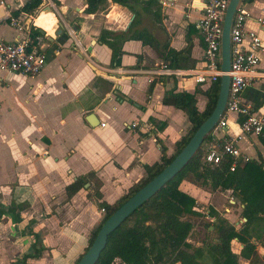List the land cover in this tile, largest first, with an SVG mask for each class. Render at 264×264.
Segmentation results:
<instances>
[{"label": "crops", "instance_id": "1", "mask_svg": "<svg viewBox=\"0 0 264 264\" xmlns=\"http://www.w3.org/2000/svg\"><path fill=\"white\" fill-rule=\"evenodd\" d=\"M5 1V8L0 6L5 12L0 32H9L1 34L0 40H12L17 35L8 24V16L21 20L29 16L25 18L27 25L48 34L47 60L40 73L31 76L0 71V206L8 209L15 205L0 219V237L10 245L0 250V264H10L34 244L42 248L41 255L29 258L28 264H75L85 252L89 234L103 218L98 203L119 199L144 177V165L159 160L161 144L166 155H174L175 143L187 132V116L162 102L165 92L196 91L197 107L202 110L205 106L203 93L208 83L152 73L165 63L180 68L203 65L204 41L195 23L205 0H141L132 3L134 11L108 0L94 13L85 12L84 0H53L59 5L58 16L64 19L59 21L63 23L60 33L57 12L50 4L41 2L33 14L20 12L15 16L12 11L28 0ZM47 5L51 10H44ZM243 5L253 17L264 15V0ZM67 25L74 30L73 35L67 32ZM245 28L256 31L264 43V23L250 18ZM103 29L128 30L130 35L142 32L153 44L124 40L120 66L113 67L111 49L99 41ZM258 67L259 78L241 96L263 112L264 49ZM89 114L95 116V125L87 121ZM130 122L136 125H125ZM238 122L235 114H228L229 134L239 133ZM239 146L254 161L264 162L262 136L243 135ZM77 177H83L85 183L68 197L66 186ZM183 186L184 181L180 188L196 199L202 213L194 218L215 220L216 215L209 214L211 207H199L201 200H207L205 195ZM95 190L101 193L100 198L93 195ZM217 190L211 192L210 203L215 197L218 203L214 209L221 213L219 201L228 196L226 191ZM242 208L240 204L239 213ZM224 210L229 214L226 218L236 224V215L230 214L229 208ZM235 240L238 249L231 248L240 257V264H253V256L240 255L243 244ZM252 241L264 261L263 247L254 236Z\"/></svg>", "mask_w": 264, "mask_h": 264}, {"label": "trees", "instance_id": "2", "mask_svg": "<svg viewBox=\"0 0 264 264\" xmlns=\"http://www.w3.org/2000/svg\"><path fill=\"white\" fill-rule=\"evenodd\" d=\"M85 12L94 13L108 0H84ZM134 11L133 2L141 0H112ZM252 0H242V3ZM42 0H28L18 10L12 11L17 16L20 12L33 14ZM58 3V2H57ZM31 32L38 34L40 28L31 25ZM145 33L131 34L128 30L116 32L102 30L99 41L111 49V63L113 67L120 66V57L123 53L121 44L126 39H141L143 43L153 42L145 39ZM166 64V63H165ZM172 67H178L169 65ZM152 83L147 91L150 94ZM219 91V81L208 85L204 91L206 103L202 110L197 107L196 91L174 92L166 91L162 102L181 109L190 123L187 132L175 143L174 155H166L165 147L161 144V156L151 165H144L145 175L138 182L131 185L127 191L113 203L101 201L100 209H104V215L97 227L89 234L86 249L93 242L103 222L130 196L155 177L184 147L196 129L213 111ZM209 134L201 145L199 151L189 163L166 185L157 191L144 204L138 207L125 221L119 225L107 239L96 264H206L189 253L192 245L188 241L194 227L192 218L202 216L196 199L180 188L181 182L188 175L209 186L211 190L230 191L243 205L241 215L245 218L240 228L226 217H219L216 223L209 222L207 227L213 226L216 232L215 239L208 243V249L214 255L212 264H240L238 255L232 251L231 242L237 239L243 244L242 253L247 256H256V244L252 241V226L264 220V162L246 161L238 162L233 171H230V160L224 161L217 167L211 168L202 161L204 145ZM263 138V137H262ZM85 183L83 177H77L75 181L66 186L67 196L77 192ZM101 197V193L95 190L93 194ZM15 205L8 209L0 206V219L13 211ZM209 214L217 218V214L210 209ZM256 240L264 249V229ZM41 248L36 244L24 253L20 258L10 264H28L29 258H37L41 255ZM84 253V252H83ZM82 253V254H83ZM82 254L76 259H80Z\"/></svg>", "mask_w": 264, "mask_h": 264}, {"label": "built area", "instance_id": "3", "mask_svg": "<svg viewBox=\"0 0 264 264\" xmlns=\"http://www.w3.org/2000/svg\"><path fill=\"white\" fill-rule=\"evenodd\" d=\"M230 0H205L200 18L195 26L204 41L203 65L201 67L180 68L160 64L152 70L154 76L174 77L180 81L192 79L198 84H211L219 81L220 51L223 20ZM5 8L6 1L0 0ZM264 13V8H262ZM8 24L17 35L12 40H0V71L37 75L44 68L47 60L45 32L33 34L31 25H27L19 17L8 16ZM255 18L257 23H264V15L252 16L242 1L233 15L230 28V70L229 88L223 114L218 119L205 143L202 161L214 168L230 160L229 169L233 171L238 162L253 160L239 146L243 135L262 136L264 139V111H256L242 99L243 90L253 85L259 78L260 55L264 49L262 38L256 31L246 30L248 19ZM67 32L74 30L67 25ZM78 45V43H77ZM238 117L239 133H228V114ZM105 123L102 122L101 126ZM134 127L136 122L125 123ZM218 133H222L218 136ZM104 212V209H101Z\"/></svg>", "mask_w": 264, "mask_h": 264}, {"label": "water", "instance_id": "4", "mask_svg": "<svg viewBox=\"0 0 264 264\" xmlns=\"http://www.w3.org/2000/svg\"><path fill=\"white\" fill-rule=\"evenodd\" d=\"M242 0H230L223 20L220 69L223 72L219 79V91L215 107L211 114L189 138L184 147L173 157V159L151 180L130 196L121 204L101 225L93 242L82 254L76 264H96L102 250L105 248L108 236L127 219L132 212L144 204L150 197L159 191L164 185L171 181L195 156L207 135L213 130L218 119L223 114L229 88L230 70V28L233 15ZM44 10H51L49 5ZM4 10L0 8V19L4 17ZM58 33L62 31L63 23L59 22ZM44 33L43 29H40ZM119 94L118 91H115ZM90 125H95V116L89 114L86 117Z\"/></svg>", "mask_w": 264, "mask_h": 264}, {"label": "rangeland", "instance_id": "5", "mask_svg": "<svg viewBox=\"0 0 264 264\" xmlns=\"http://www.w3.org/2000/svg\"><path fill=\"white\" fill-rule=\"evenodd\" d=\"M46 1H48V0H46ZM42 4H50L52 6L53 11H56L57 12V21H56L57 23L59 21L64 22V19L62 17H59L58 16L59 5L57 3H54V1L51 0V2H46V3L42 1ZM41 7H42V5H41ZM38 10H40V8ZM38 13H37V15H38ZM28 17L29 16H27V17H24L23 16V20L22 21H26V19ZM5 27L8 28L9 26L8 27L5 26ZM56 28H57V24L55 26V29ZM8 30L9 29L2 30L0 32V35L3 34V33L5 35H8V32H9ZM45 33L48 34L46 31H45ZM54 34H56V31H54ZM2 36L5 37L4 35H2ZM6 73H9V72H6ZM0 74H3V73L1 72ZM205 147L206 146L204 145V148ZM183 181H184V186H183L184 189H186L188 191H192V190L194 191V189H196L200 193V195H203L204 194L205 195V198H207L206 201H203L202 202V200H201V203H199V207L200 208H202L203 210H205L204 208L211 207L215 211L214 205H216L218 203V201L215 200L216 198L214 197L212 199L213 200V204L210 203L211 202L210 195L212 194L211 192H214V191L211 190L209 186L203 185L201 182L196 181L192 177V175H188L186 178H184ZM190 188H192V189H190ZM217 191H220V190H217ZM225 193H226V195L228 197L226 199L224 197H222L221 200L219 201V203H220L219 204V207L221 206V208H220L221 213L215 211L218 214L217 215V218L215 220H213V219L210 220L207 217L204 218V216L202 217L203 220L200 219V218H198V219L197 218H192V221L194 223V227H193V229H192V231L190 233V236L188 238V241L192 245L189 253L192 254L194 257L198 258L203 263H206V264H212L214 262V255L212 254L211 251H209V249H208V243H211L215 239V235H216V232L213 229V227L212 228H211V226L207 227L206 224H208L209 222L216 223L218 221V218L219 217H227L226 215L229 216V214L227 213V211L224 210L225 208H229L231 210V213L230 214H233L234 213L236 215V218L234 216V219H236V221H237V223L235 224L237 227H240V225L245 220V218L244 219L242 218L241 213L238 212L239 206L241 204L240 201H239V199L237 197H234L231 194L230 191H226ZM212 197H213V195H212ZM234 199L236 200V204H233V201H235ZM205 215H207V213H205ZM263 226H264V220L258 221V222H256L252 226L251 232H252V234H253L254 237H256L257 235H259L261 233V231L263 229ZM235 241L236 240L233 239L231 245L234 246V249L235 250H237L238 248H237V246L235 244ZM6 242L8 243L9 241H5V240H3L0 237V250L1 251L2 250H6V249H8L10 247V245H7ZM240 255L242 257L245 256L242 253V251H241V254ZM0 258L2 259V256L1 255H0ZM239 259H240V257H239ZM251 261L253 262V264H264V261H262L258 257V255L253 256ZM0 263H2V262L0 261Z\"/></svg>", "mask_w": 264, "mask_h": 264}, {"label": "bare ground", "instance_id": "6", "mask_svg": "<svg viewBox=\"0 0 264 264\" xmlns=\"http://www.w3.org/2000/svg\"><path fill=\"white\" fill-rule=\"evenodd\" d=\"M49 11V10H48Z\"/></svg>", "mask_w": 264, "mask_h": 264}]
</instances>
